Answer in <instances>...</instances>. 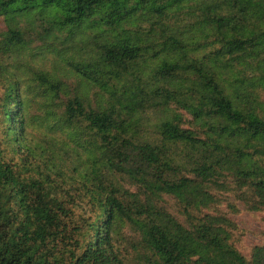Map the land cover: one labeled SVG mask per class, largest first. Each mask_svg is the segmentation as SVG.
<instances>
[{"label":"trees","instance_id":"obj_1","mask_svg":"<svg viewBox=\"0 0 264 264\" xmlns=\"http://www.w3.org/2000/svg\"><path fill=\"white\" fill-rule=\"evenodd\" d=\"M0 18V264H264L229 217L264 213V0Z\"/></svg>","mask_w":264,"mask_h":264},{"label":"rangeland","instance_id":"obj_2","mask_svg":"<svg viewBox=\"0 0 264 264\" xmlns=\"http://www.w3.org/2000/svg\"><path fill=\"white\" fill-rule=\"evenodd\" d=\"M6 28V22L2 18H0V31ZM66 46V44H63L60 47L64 48ZM72 55V52L66 54L64 52L62 54H59L54 50V48H52L51 51L48 52V60L46 61V64L48 68H53L52 65L58 62V69L70 68V58H72ZM66 72L67 70H64L63 72L62 70H60V77L63 80L67 81L70 85L76 86L77 78L75 76L67 77L65 75ZM241 206L243 207L242 204ZM222 208H225V206ZM229 217L235 220L240 227V232L238 233L242 238L241 250L243 251V253L248 254L250 247L264 243V213L248 211L242 208L241 212L239 213H229Z\"/></svg>","mask_w":264,"mask_h":264}]
</instances>
